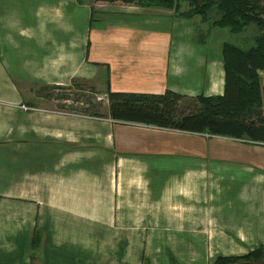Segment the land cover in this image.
Returning a JSON list of instances; mask_svg holds the SVG:
<instances>
[{
	"label": "crops",
	"instance_id": "obj_1",
	"mask_svg": "<svg viewBox=\"0 0 264 264\" xmlns=\"http://www.w3.org/2000/svg\"><path fill=\"white\" fill-rule=\"evenodd\" d=\"M210 25L160 6L0 0V264H212L228 246L264 249V142L110 113V91L171 90L195 109L224 95V44L247 49L258 28ZM82 83L101 112L55 105L54 90ZM217 165L253 171L246 211Z\"/></svg>",
	"mask_w": 264,
	"mask_h": 264
},
{
	"label": "trees",
	"instance_id": "obj_2",
	"mask_svg": "<svg viewBox=\"0 0 264 264\" xmlns=\"http://www.w3.org/2000/svg\"><path fill=\"white\" fill-rule=\"evenodd\" d=\"M98 3L163 6L184 17L200 15L211 27L227 28L238 37L246 28H258L254 44L243 49L237 43L223 46L226 71L224 95L198 97L199 109L182 105L183 96L167 90L163 94L110 91V113L114 118L156 124L178 130L208 132L213 135L264 142L262 78L264 68V0H96ZM183 3L187 10L180 12ZM264 258V249L246 255H220L214 264H236L240 259Z\"/></svg>",
	"mask_w": 264,
	"mask_h": 264
},
{
	"label": "rangeland",
	"instance_id": "obj_3",
	"mask_svg": "<svg viewBox=\"0 0 264 264\" xmlns=\"http://www.w3.org/2000/svg\"><path fill=\"white\" fill-rule=\"evenodd\" d=\"M150 6H145V7H151ZM163 7V6H160ZM163 8H167L170 10H173L175 12L176 15L178 16H182L180 13H178L177 11H175L172 8H168V7H163ZM189 7L187 6V3H183L182 7L180 8V12L187 10ZM195 16H199L200 15H195ZM184 17V16H183ZM208 23H211L210 21H208ZM242 41V42H241ZM244 43L243 40L239 39V43ZM94 88H92L91 84H87V83H82L80 86H76L75 88L73 87H66V88H60L57 90H54V94L55 97L58 98L57 103H55V105L61 104L66 105L68 107H65L64 110L66 111H70V112H85V109H89L91 112H101L104 107V103L105 100H100L99 98L101 97V94H97ZM79 100V101H77ZM82 102V103H81ZM193 102L194 100H189V101H184L182 102L183 106H186L187 109L193 108ZM84 103V104H83ZM89 104V106H86V104ZM95 106V107H94ZM197 109V108H196ZM88 112V111H86ZM217 172H214V174L219 175L222 174L225 177H220L222 179V181L225 184H232V188L231 189H226L225 193L226 194H231L233 196H235L236 194H238V192L240 191V193H244V199H242V204L239 206V209L242 211H246L248 209V189L247 188H242L241 186L247 184V183H241V182H246V181H251V179L253 178V171L244 168V167H232V166H227V165H217ZM212 174V173H210ZM220 184L221 182L218 181V185L220 188ZM240 188V190L238 191V189ZM238 196V195H237ZM229 197V196H228ZM241 217L245 218V216L241 213L240 215ZM247 219L242 220L241 223H238L240 226H243V224H247ZM227 223V222H226ZM229 249L231 251H228L229 253H225L223 256H232V255H238V256H243L246 255L247 253H249L251 250L250 248H245V249H241L240 247L238 248L239 251H237L236 249H234L231 246H228ZM256 247V246H254ZM250 250V251H249ZM236 252V253H233ZM222 254H219L218 256H220ZM169 258L171 261H177L178 258H176V256L174 254H168ZM218 256H216L214 258V261L212 264H214V262L216 261V259L218 258ZM206 260V259H205ZM209 261H212L211 258L209 259ZM208 261V262H209ZM245 261H251V262H255V263H259V264H264V258L263 259H259V260H250V259H240L236 262V264H240L242 262Z\"/></svg>",
	"mask_w": 264,
	"mask_h": 264
},
{
	"label": "water",
	"instance_id": "obj_4",
	"mask_svg": "<svg viewBox=\"0 0 264 264\" xmlns=\"http://www.w3.org/2000/svg\"><path fill=\"white\" fill-rule=\"evenodd\" d=\"M240 264H259V263H255V262H251V261H245V262H242Z\"/></svg>",
	"mask_w": 264,
	"mask_h": 264
},
{
	"label": "built area",
	"instance_id": "obj_5",
	"mask_svg": "<svg viewBox=\"0 0 264 264\" xmlns=\"http://www.w3.org/2000/svg\"><path fill=\"white\" fill-rule=\"evenodd\" d=\"M24 108H28V106L23 105Z\"/></svg>",
	"mask_w": 264,
	"mask_h": 264
}]
</instances>
